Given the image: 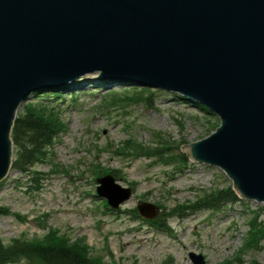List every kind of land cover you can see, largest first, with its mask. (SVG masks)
<instances>
[{
  "label": "water",
  "instance_id": "obj_1",
  "mask_svg": "<svg viewBox=\"0 0 264 264\" xmlns=\"http://www.w3.org/2000/svg\"><path fill=\"white\" fill-rule=\"evenodd\" d=\"M88 73L203 104L220 124L180 150L264 203V0H0V181L27 96ZM96 181L113 208L130 196L109 174ZM138 210L156 215L149 203Z\"/></svg>",
  "mask_w": 264,
  "mask_h": 264
},
{
  "label": "rangeland",
  "instance_id": "obj_2",
  "mask_svg": "<svg viewBox=\"0 0 264 264\" xmlns=\"http://www.w3.org/2000/svg\"><path fill=\"white\" fill-rule=\"evenodd\" d=\"M96 76L88 73L69 88H58L60 97L51 104L62 129L32 166L42 175L28 181V173L11 169L2 181L0 206L8 210L0 214L2 241H40L49 231L81 241L105 264H193L189 252L202 255L205 264H264V233L258 231L264 230L263 204L239 199L213 210L191 207L207 196L204 192L231 184L220 169L191 162L180 150L213 132L218 118L181 95L148 87L147 104L107 107L105 94L144 87L128 81L107 84ZM52 90L57 89L31 93L17 113L30 102L46 100ZM160 139L170 143L166 157L132 148L136 143L154 149ZM110 170L121 187L132 191L116 210L101 208L102 199L94 196L95 179ZM138 202L159 208L163 228L137 212ZM253 219L260 227L253 228ZM24 263L16 258L4 264Z\"/></svg>",
  "mask_w": 264,
  "mask_h": 264
},
{
  "label": "trees",
  "instance_id": "obj_3",
  "mask_svg": "<svg viewBox=\"0 0 264 264\" xmlns=\"http://www.w3.org/2000/svg\"><path fill=\"white\" fill-rule=\"evenodd\" d=\"M114 92L105 94L102 99L108 105L107 107L119 106L120 109L126 104H147L151 100L152 93L145 87H129L118 95ZM50 96L53 98L50 99ZM45 97L47 98L44 101H34L25 105L23 111L18 113L14 119L11 130V140L14 146L11 168L24 174L28 173L31 180L35 175H40L34 168L30 169L31 166L43 158L54 136L62 129L59 115L56 114V104H51L53 100L60 97L59 94L52 92ZM47 100H50V103ZM193 103L199 106L198 103ZM164 147H166L165 144ZM132 148L139 154L159 152L165 157V154H168L165 151L166 148H162V144L151 149L135 143ZM182 157L184 155H181L180 159ZM167 163L172 162L167 161ZM108 173L113 174L114 172L110 170ZM236 199L230 188L219 189L210 194L208 205L211 206L210 208H216V205L233 202ZM7 213V208L0 207V214ZM16 258L25 259L24 264H105L98 255H91L86 244H82L81 241H70L64 235L58 236L57 233L51 232L44 239L32 242L12 239L4 243L0 238V264Z\"/></svg>",
  "mask_w": 264,
  "mask_h": 264
},
{
  "label": "bare ground",
  "instance_id": "obj_4",
  "mask_svg": "<svg viewBox=\"0 0 264 264\" xmlns=\"http://www.w3.org/2000/svg\"><path fill=\"white\" fill-rule=\"evenodd\" d=\"M33 94H35V92ZM126 243H128V242H126Z\"/></svg>",
  "mask_w": 264,
  "mask_h": 264
}]
</instances>
